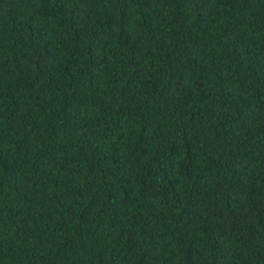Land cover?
<instances>
[{
	"label": "trees",
	"instance_id": "1",
	"mask_svg": "<svg viewBox=\"0 0 264 264\" xmlns=\"http://www.w3.org/2000/svg\"><path fill=\"white\" fill-rule=\"evenodd\" d=\"M0 264H264V0H0Z\"/></svg>",
	"mask_w": 264,
	"mask_h": 264
}]
</instances>
